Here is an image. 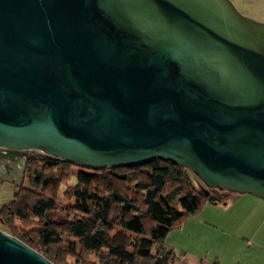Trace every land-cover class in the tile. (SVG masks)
<instances>
[{
	"label": "water",
	"instance_id": "obj_1",
	"mask_svg": "<svg viewBox=\"0 0 264 264\" xmlns=\"http://www.w3.org/2000/svg\"><path fill=\"white\" fill-rule=\"evenodd\" d=\"M0 148L163 159L264 199V23L231 0H0ZM0 264L54 263L0 228Z\"/></svg>",
	"mask_w": 264,
	"mask_h": 264
},
{
	"label": "trees",
	"instance_id": "obj_2",
	"mask_svg": "<svg viewBox=\"0 0 264 264\" xmlns=\"http://www.w3.org/2000/svg\"><path fill=\"white\" fill-rule=\"evenodd\" d=\"M73 167L90 173L70 185ZM191 174L163 159L106 169L36 152L26 157L13 198L0 206V227L54 264L82 254L95 259L80 264H170L177 255L165 247L167 236L218 191L203 192Z\"/></svg>",
	"mask_w": 264,
	"mask_h": 264
},
{
	"label": "rangeland",
	"instance_id": "obj_3",
	"mask_svg": "<svg viewBox=\"0 0 264 264\" xmlns=\"http://www.w3.org/2000/svg\"><path fill=\"white\" fill-rule=\"evenodd\" d=\"M231 1L244 16L264 23V0ZM34 153L36 151L20 152L18 159L21 162L18 160L11 163H7L5 160L0 161V206L13 198L15 187L22 181V170L17 167V163L19 162V166H22V163L25 162L24 159ZM9 165L10 168L7 170V166ZM83 171L90 173V171H85L79 167H73L71 170V179L68 184H75L77 176ZM191 176L194 183L200 185L202 191L206 192V188H204L199 178L193 173ZM65 187L66 185L62 189ZM211 193L212 202L220 203H225L226 200L224 197L232 194L222 191ZM61 200L63 201V198ZM179 231H181L180 228L173 231L166 241V246L173 248L178 256L185 255L186 253L193 254L210 260L213 263L216 259H219L220 264H264V250L255 247V250L244 251L245 242L240 237H230L211 232L212 230L198 233V228L195 225L191 227V234L183 236ZM83 259L93 261L95 258L82 254L81 260L69 258L68 264H80Z\"/></svg>",
	"mask_w": 264,
	"mask_h": 264
},
{
	"label": "crops",
	"instance_id": "obj_4",
	"mask_svg": "<svg viewBox=\"0 0 264 264\" xmlns=\"http://www.w3.org/2000/svg\"><path fill=\"white\" fill-rule=\"evenodd\" d=\"M18 163L17 167L22 170L24 163L22 166H19ZM224 199L225 203L210 202L206 204L198 214L184 221L173 231L180 228L179 232L183 236L188 235L192 232L191 227L195 225L198 228V233L212 230L211 232L218 234L240 237L245 242L244 251L255 250V247L264 250V199L251 194L235 193L225 196ZM167 239L165 247L174 251L173 248L166 246ZM170 264H220V261L216 259L213 263L198 255L186 253L177 255V260Z\"/></svg>",
	"mask_w": 264,
	"mask_h": 264
},
{
	"label": "flooded vegetation",
	"instance_id": "obj_5",
	"mask_svg": "<svg viewBox=\"0 0 264 264\" xmlns=\"http://www.w3.org/2000/svg\"><path fill=\"white\" fill-rule=\"evenodd\" d=\"M0 151H2V149L0 148ZM2 160H5V159H2L1 157H0V161H2ZM6 162H10L9 160H5Z\"/></svg>",
	"mask_w": 264,
	"mask_h": 264
},
{
	"label": "built area",
	"instance_id": "obj_6",
	"mask_svg": "<svg viewBox=\"0 0 264 264\" xmlns=\"http://www.w3.org/2000/svg\"><path fill=\"white\" fill-rule=\"evenodd\" d=\"M20 160V159H19ZM25 160V159H24ZM5 204V203H4Z\"/></svg>",
	"mask_w": 264,
	"mask_h": 264
}]
</instances>
